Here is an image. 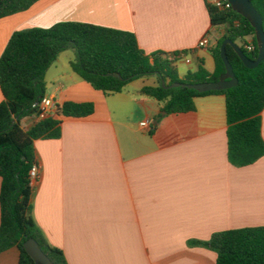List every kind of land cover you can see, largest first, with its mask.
Masks as SVG:
<instances>
[{"label":"crops","instance_id":"obj_1","mask_svg":"<svg viewBox=\"0 0 264 264\" xmlns=\"http://www.w3.org/2000/svg\"><path fill=\"white\" fill-rule=\"evenodd\" d=\"M209 1L39 0L0 19V57L17 31L78 22L130 32L146 54L187 51L189 62L175 63L180 80L200 62L213 73L210 49L224 29L212 27ZM204 38L208 47L198 49ZM74 58L68 49L48 68L45 97L92 103L94 112L56 116L60 137L34 142L40 179L31 197L35 225L67 264H215V253L189 243L264 226V157L243 168L228 162L223 96L167 116L140 93L143 83L117 94L94 90L72 72ZM260 118L264 141V109ZM37 122L34 115L20 126ZM18 256L10 249L0 264H18Z\"/></svg>","mask_w":264,"mask_h":264},{"label":"trees","instance_id":"obj_2","mask_svg":"<svg viewBox=\"0 0 264 264\" xmlns=\"http://www.w3.org/2000/svg\"><path fill=\"white\" fill-rule=\"evenodd\" d=\"M37 1L0 0V19L25 12ZM250 2L261 16L264 32V0ZM206 9L212 27H223L225 31L210 49L214 71L208 73L200 62L197 71L182 80L175 63L187 51L146 54L130 32L61 22L47 29L17 31L11 36L0 57V254L15 248L18 264H34L23 249V244L32 238L53 264H67L63 253L48 244L34 223L29 178L30 170L37 164L34 142L58 139L60 121L49 117L27 131L22 130L20 122L39 113L38 105L45 97V73L68 49L75 53L70 62L72 72L106 95L122 92L137 79L156 77V85L144 86L140 93L160 103L167 116L195 112L197 98L223 96L228 162L243 168L264 157L260 118L264 109V57L257 67L247 69L227 45L226 55L237 80L235 87L204 93L185 87L170 88L174 84L219 82L226 74L220 58V47L226 39L237 44L250 60L258 57L259 43L248 19L235 10L219 11L208 3ZM93 112L92 103L66 102L58 105L57 116L84 118ZM189 245L215 253V264H264V226L215 233L207 241H191Z\"/></svg>","mask_w":264,"mask_h":264},{"label":"water","instance_id":"obj_3","mask_svg":"<svg viewBox=\"0 0 264 264\" xmlns=\"http://www.w3.org/2000/svg\"><path fill=\"white\" fill-rule=\"evenodd\" d=\"M233 10L240 13L243 17L249 20L255 29V34L259 43L258 57L256 60H250L240 49V47L231 42L224 40L220 47V58L224 63L226 74L222 75L219 82L200 83V84H174L170 88L185 87L190 90L197 91L198 93L227 90L236 86L237 80L233 73V69L228 61L226 55V46L230 45L234 52L237 54L244 67L247 69H254L261 62L264 57V32L262 30V19L260 14L256 11L250 0H227ZM164 84V83H163ZM23 249L27 255L33 260L34 264H53L41 251L38 243L30 238L23 244Z\"/></svg>","mask_w":264,"mask_h":264},{"label":"built area","instance_id":"obj_4","mask_svg":"<svg viewBox=\"0 0 264 264\" xmlns=\"http://www.w3.org/2000/svg\"><path fill=\"white\" fill-rule=\"evenodd\" d=\"M211 6L215 7L219 11H229L233 10L232 5L227 0H210L209 3ZM208 47L207 38L202 39L197 48L203 49ZM249 50L250 47H247ZM179 60H184L186 63L189 62L187 55L181 54ZM58 105L50 98L44 97L38 105L39 113L36 115L38 121L46 119V118H55L57 116ZM30 185L31 187L36 186L39 182L40 174H39V166L38 164L34 165L29 172Z\"/></svg>","mask_w":264,"mask_h":264},{"label":"rangeland","instance_id":"obj_5","mask_svg":"<svg viewBox=\"0 0 264 264\" xmlns=\"http://www.w3.org/2000/svg\"><path fill=\"white\" fill-rule=\"evenodd\" d=\"M134 82H136L135 84H141V83H143L146 86H152V85H155L157 83V79L154 76H150V77H144V78L137 79ZM128 88L132 89L133 87L131 85Z\"/></svg>","mask_w":264,"mask_h":264}]
</instances>
